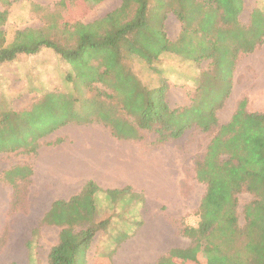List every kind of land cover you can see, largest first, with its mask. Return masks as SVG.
<instances>
[{"label":"trees","instance_id":"trees-1","mask_svg":"<svg viewBox=\"0 0 264 264\" xmlns=\"http://www.w3.org/2000/svg\"><path fill=\"white\" fill-rule=\"evenodd\" d=\"M4 3L8 6L10 1ZM244 9L245 0H156L153 5L150 0H122L118 8L92 22L65 21L59 39L26 27L18 29L10 43L3 29L9 10H1L0 66L23 62V54L35 57L51 49L70 66L65 80L73 92L48 91L23 110L0 106V153L37 154L44 143L61 144L64 138L49 142L46 137L70 123L98 122L118 139L138 140L143 131L154 132L155 145L178 139L192 127L203 132L217 129L206 153L195 161L196 179L206 191L197 225L180 229L190 245L171 249L154 264L202 259L204 264H264V113L248 111L244 98L228 122L220 123L217 116L231 92L238 59L264 42V11L254 8L244 24ZM168 12L182 24L175 41L165 29ZM164 53L184 62L210 60L187 106L172 108L167 84L148 86L136 71L137 62L157 71ZM34 66L35 60V70ZM33 173L29 164L4 172L14 189L12 206L20 199V183L28 187ZM130 190L126 186L105 193L114 200ZM100 191L88 180L78 194L52 202L42 222L61 229L48 254L49 264H87V252L105 223L93 222ZM242 191L254 195L245 206L243 229L238 217ZM103 259L98 257L94 264H106ZM109 264H114L112 259Z\"/></svg>","mask_w":264,"mask_h":264},{"label":"rangeland","instance_id":"rangeland-1","mask_svg":"<svg viewBox=\"0 0 264 264\" xmlns=\"http://www.w3.org/2000/svg\"><path fill=\"white\" fill-rule=\"evenodd\" d=\"M9 1L6 6L4 0H0V11L9 10L3 25L8 43L18 29L26 27L40 29L48 37L59 39L65 21L92 22L122 3V0ZM155 1L150 0L151 5ZM254 8L264 11V0H245L241 14L244 24L249 23ZM179 28L177 16L168 12L165 20L168 36H175ZM21 56L24 57L23 62L20 60L22 77L11 85L18 89L17 92L8 91L9 82L0 72V106L23 110L48 91L73 92L72 84L65 80L71 68L53 50L44 48L35 57ZM33 60L35 70L32 68ZM3 66L6 72H13L8 63ZM135 68L148 86L167 84V101L172 108L184 107L192 102L197 80L202 72L210 69V60L184 62L166 53L157 63V71L139 62ZM21 79L25 83L20 90ZM244 98L247 99L248 111L264 113V42L238 59L231 92L217 110L220 123L231 119L238 102ZM216 132L217 129L203 132L192 127L178 139L155 145L154 132L143 131L142 138L138 140L118 139L110 128L93 122L82 125L70 123L46 137L49 142L60 137L64 141L111 142V148L122 153L120 162H129L133 166L134 184L127 185L131 187L129 193L113 200L102 188L96 195L97 212L93 222L105 223L98 228L87 252V264H94L98 257L104 258L106 264L110 259L116 264H154L158 257L168 254L171 249L190 245V239L180 229L183 225H197L199 204L206 191V185L196 179L195 161L206 153ZM56 145L44 143L37 154L0 153V264H49L48 254L58 242L61 228L45 224L42 219L53 201L72 192L67 191L70 180L66 173L48 164H56L59 158L58 150H53ZM105 153L108 158L110 150H105ZM24 164L31 165L35 175L28 187L20 183V199L12 206L14 189L3 175L6 170ZM253 199L254 195L248 191L238 194V217L242 229L247 224L245 206ZM235 245L240 246L241 243ZM204 261L186 264H204Z\"/></svg>","mask_w":264,"mask_h":264},{"label":"crops","instance_id":"crops-1","mask_svg":"<svg viewBox=\"0 0 264 264\" xmlns=\"http://www.w3.org/2000/svg\"><path fill=\"white\" fill-rule=\"evenodd\" d=\"M181 30L182 24L180 22L178 33L175 36L170 34L169 38L172 41L177 40ZM10 67H12V73L6 72L4 69L6 68L5 66H0V72L4 75L2 77H5L7 82H9L8 91L12 93L18 91V89L11 87V85L15 81L18 82L19 77H22L23 65L20 61L16 60ZM20 82L21 90L25 81L21 79ZM53 150H58L59 158L55 162L56 164H51V162L48 164L50 166L54 165L59 171L63 170L66 173V176L70 180V184L67 185V191H72L70 195L61 196L58 199L68 200L73 195L78 194L88 180H94L103 189H121L127 185L134 184L132 181L134 173L132 171L133 169H131L133 166L129 162H120L122 153L111 148V142L105 143L102 140L100 144H96L90 141H82V139L70 140L56 145ZM105 150H110L108 158L104 156L106 154ZM34 175L35 169L32 179ZM73 190L75 191L73 192Z\"/></svg>","mask_w":264,"mask_h":264}]
</instances>
